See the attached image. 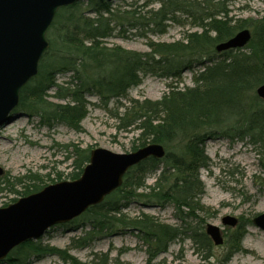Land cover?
<instances>
[{
    "label": "trees",
    "instance_id": "trees-1",
    "mask_svg": "<svg viewBox=\"0 0 264 264\" xmlns=\"http://www.w3.org/2000/svg\"><path fill=\"white\" fill-rule=\"evenodd\" d=\"M88 3L92 6L93 16L82 9V2L57 12L48 32L50 48L40 62L38 75L20 92V109L41 114L47 123H62L80 131L88 112L87 96L96 94L106 105L115 101L113 116L118 121L119 131L133 127L139 130L132 151L159 143L167 153L163 159L149 158L132 167L115 192L75 220L88 223L90 229L83 236L74 238L72 245L85 247L96 234L122 225L135 229L147 244L148 264L167 252L172 242L183 237L204 250V259L210 258L214 244L206 234L204 222L196 214L202 210L200 170L208 167L206 141L217 136L241 141L248 139L253 144H260L264 155V101L255 95L256 88L264 83V15L258 20L233 21L227 11L212 10L214 7H208L205 2L164 0L146 20L145 16L135 12L136 15L116 11L109 0H89ZM176 12L192 18L201 31L186 34L176 43L149 42L151 51L146 53L104 43L118 23L124 26L127 22L130 27L141 29L153 24L162 32L164 22L175 20ZM244 28H251L253 32L252 40L246 46L250 52H216L218 44ZM53 31L54 38L51 36ZM56 39L60 48L52 61H46ZM197 68L199 70L195 71ZM186 70L194 72L193 87L169 86L170 91L159 100L130 99L125 107L120 102L129 99L128 91L140 84L141 74L180 79ZM58 71L70 73V80L57 84L55 75ZM53 88L52 97L56 102L46 99ZM121 107H124L122 112ZM72 147L75 159L69 180L81 176L90 158V150ZM157 172L160 173L155 182L147 185V177ZM32 187L33 190L27 189L24 194L39 189L36 185ZM134 199L143 200L146 206L173 205L177 219L181 220L180 226L162 223L149 214L129 218L123 211ZM245 233V228L239 225L228 235V251L220 264H226L234 253L242 250ZM44 252L57 254L72 264H85L68 254V249L41 247L31 241L13 250L14 256L8 260L11 264H19L31 253Z\"/></svg>",
    "mask_w": 264,
    "mask_h": 264
},
{
    "label": "rangeland",
    "instance_id": "rangeland-1",
    "mask_svg": "<svg viewBox=\"0 0 264 264\" xmlns=\"http://www.w3.org/2000/svg\"><path fill=\"white\" fill-rule=\"evenodd\" d=\"M109 1L116 11H129L145 16V19L149 20L150 13L157 11L164 0ZM193 1L205 2L207 6L212 5L214 7L212 10L220 8L224 12L227 11L233 21L258 20L264 15V0ZM88 2L89 0L82 2V9L93 16L92 6ZM219 3L221 5H218ZM174 17L175 20L169 19L164 22L165 30L162 32L157 31L153 24L141 29L130 27L127 22L124 26L118 23L117 29L104 39V43L110 47L120 46L146 53L151 51L149 42L176 43L183 40L186 34L201 31L186 14L176 12ZM244 29H249L253 36L251 28ZM54 34L53 31L51 33L53 38ZM59 44L56 39L54 49L46 61L48 59L52 61L56 50L60 48ZM242 52L248 53L250 49L245 47ZM198 70L199 68L195 71ZM193 74L194 72L186 70L180 79L141 74L140 84L128 91L129 99L120 102L125 107L129 105L130 99L159 100L170 91L169 86H178L182 89L193 87L195 85ZM55 76L56 83L60 85L70 80V73L58 71ZM54 93L55 88L49 90L46 99L56 102L57 100L52 97ZM87 100L88 112L81 123L80 131L62 123H47L41 114L21 110L19 105L14 108L11 113L12 120L0 126V208L34 193L32 191L30 194H24L27 189L33 190V185L39 186L35 191L38 192L48 185L69 180L68 174L73 170L75 159L72 146L90 151L96 148H104L115 153L132 151L139 130L134 127L127 131L117 129L118 121L113 116L116 112L115 101L111 100L106 105L96 94L88 95ZM124 107H121V112ZM66 146L71 148H65ZM204 148L208 157V167L200 170L203 191L199 196V202L202 210L196 214L204 222L205 229L208 224L219 227L225 243L221 246L214 245L210 252L212 257L204 259V250L198 248L191 239L183 237L182 240L172 242L167 252L160 254L151 264H220L228 251V235L239 225L246 230L241 242L242 250L234 253L226 264H264V231L252 222L254 217L264 213V155L260 144H253L248 139L241 141L217 136L208 139ZM159 173L149 175L146 184L152 185ZM24 185L30 187L25 188ZM123 214L131 219L141 214H149L158 221L174 227L180 226L181 222L175 215L173 205H166L163 208L146 206L140 199L131 201ZM226 216L238 219V226L224 225L222 220ZM196 222L197 220L194 224ZM89 229L88 223L74 220L52 227L34 243L41 247L68 249V254L85 264H148V246L135 229L118 225L111 231L104 230L96 234L85 247H74L72 240L83 236ZM10 256H14L13 251L7 258L1 260L0 264H11L8 260ZM19 264L72 263L57 254L44 252L39 255L31 253Z\"/></svg>",
    "mask_w": 264,
    "mask_h": 264
},
{
    "label": "water",
    "instance_id": "water-1",
    "mask_svg": "<svg viewBox=\"0 0 264 264\" xmlns=\"http://www.w3.org/2000/svg\"><path fill=\"white\" fill-rule=\"evenodd\" d=\"M86 0H0V125L11 121L20 102L21 89L39 72L40 61L49 50L47 33L59 9ZM249 29L237 32L216 46L217 52L242 49L251 41ZM264 101V84L256 89ZM166 149L150 143L129 153L104 148L91 150L88 164L76 180L61 181L0 208V260L19 245L36 241L51 227L81 216L122 184L127 172L150 157L162 159ZM1 173V170H0ZM224 225L236 227L238 219L226 216ZM264 231V213L252 220ZM214 245L224 244L219 227L208 224Z\"/></svg>",
    "mask_w": 264,
    "mask_h": 264
}]
</instances>
